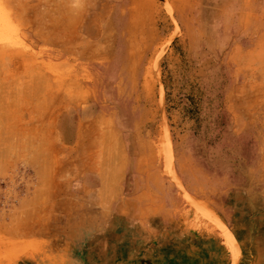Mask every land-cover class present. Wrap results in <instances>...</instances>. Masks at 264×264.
Returning <instances> with one entry per match:
<instances>
[{"label": "rangeland", "instance_id": "rangeland-1", "mask_svg": "<svg viewBox=\"0 0 264 264\" xmlns=\"http://www.w3.org/2000/svg\"><path fill=\"white\" fill-rule=\"evenodd\" d=\"M179 4L0 0V264L94 263L141 186L228 264H264V0ZM48 26L69 78L46 107L9 58H58Z\"/></svg>", "mask_w": 264, "mask_h": 264}, {"label": "crops", "instance_id": "crops-1", "mask_svg": "<svg viewBox=\"0 0 264 264\" xmlns=\"http://www.w3.org/2000/svg\"><path fill=\"white\" fill-rule=\"evenodd\" d=\"M180 4L183 2L178 0ZM179 4V5H180ZM182 10L178 8V3L175 1V13L181 19ZM20 27H25V24H15ZM31 25V24H30ZM33 39H37L36 27L32 25ZM48 40L46 42L58 46L56 51H60L58 58H53L52 54L47 55L45 63H37L35 59L27 58L29 62L24 67V60L20 53L9 58V67L13 66V76L15 84L30 83V97H35L43 101L45 98V106L48 107L52 103V96L56 90L54 81H61L63 93L65 90L63 85L66 79L69 63L66 59L64 50L68 45L69 39L64 32L60 34L56 40L51 39V30L49 26L46 29ZM31 32V33H32ZM50 33V34H49ZM40 41V40H39ZM40 43H42L40 41ZM55 54V53H54ZM67 69V70H66ZM1 75L2 71H1ZM26 78H29L26 82ZM59 92V90L57 91ZM36 103V100H32ZM158 188H148L141 186V191L131 198L132 212L130 214L117 212V206L111 209V228L109 230V244L106 247H95L94 263L82 262V264H228L227 251L217 240L215 234L209 230H203L195 239L191 231H185L183 234L178 227V222L175 218H169L163 209L161 201L156 200L158 196ZM148 195V200L139 196L140 194ZM153 194V196H152ZM162 207V208H161ZM150 210L151 213H146ZM115 211V212H114ZM220 222V220H219ZM223 229V238L227 244V248L232 251L229 244L235 241L230 231L222 224H219ZM121 226V227H120ZM216 237V238H215Z\"/></svg>", "mask_w": 264, "mask_h": 264}, {"label": "bare ground", "instance_id": "bare-ground-1", "mask_svg": "<svg viewBox=\"0 0 264 264\" xmlns=\"http://www.w3.org/2000/svg\"><path fill=\"white\" fill-rule=\"evenodd\" d=\"M85 131V130H84ZM102 145V144H101ZM98 152V151H97ZM100 163V162H99ZM98 164V163H97ZM108 172V171H107ZM111 185V184H110ZM27 226V225H26Z\"/></svg>", "mask_w": 264, "mask_h": 264}]
</instances>
